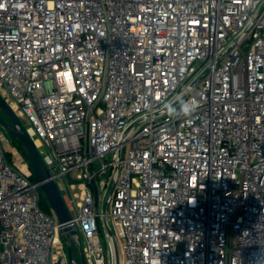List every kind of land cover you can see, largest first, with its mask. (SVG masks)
Returning a JSON list of instances; mask_svg holds the SVG:
<instances>
[{
    "label": "built area",
    "instance_id": "obj_1",
    "mask_svg": "<svg viewBox=\"0 0 264 264\" xmlns=\"http://www.w3.org/2000/svg\"><path fill=\"white\" fill-rule=\"evenodd\" d=\"M0 94L86 264L112 263L108 215L122 264H264V0H0ZM13 155L0 138V264H64Z\"/></svg>",
    "mask_w": 264,
    "mask_h": 264
},
{
    "label": "water",
    "instance_id": "obj_2",
    "mask_svg": "<svg viewBox=\"0 0 264 264\" xmlns=\"http://www.w3.org/2000/svg\"><path fill=\"white\" fill-rule=\"evenodd\" d=\"M0 108L7 115L8 120L4 119L0 115V124L6 129V131L16 140L20 151L26 159L27 164L31 169V173L35 176L39 187L46 200L52 209L57 222L58 232L62 235L67 246V259L69 264H85L81 247L78 245L80 253V261L73 259L71 254V243L73 242L72 236L77 234L76 225L71 221L64 197L51 177L49 169L46 167L37 147L26 132L25 126L20 118L17 116L12 107L0 94ZM113 190V186L109 190L102 211L106 212V206ZM107 234L109 236V246L111 251V264H119V255L117 252V244L110 228L106 227Z\"/></svg>",
    "mask_w": 264,
    "mask_h": 264
},
{
    "label": "rangeland",
    "instance_id": "obj_3",
    "mask_svg": "<svg viewBox=\"0 0 264 264\" xmlns=\"http://www.w3.org/2000/svg\"><path fill=\"white\" fill-rule=\"evenodd\" d=\"M13 109H17L16 107L12 106ZM19 111V110H18ZM0 113L2 115H5V117H7V115L4 113L3 110L0 109ZM17 115L18 117L20 118V120H24V117L22 115H20L19 112H17ZM0 138L2 139V143H3V149L4 151L8 152L9 154V160H12L13 158V153L14 150L16 149H19L18 147V144L16 142V140L6 131V129L0 124ZM19 152L22 153L19 149ZM125 155V153H124ZM22 159L26 161L25 157L23 156L22 154ZM111 185L109 186L107 192L105 194H103V192H100V198H101V201H100V208L102 210L103 206H104V203H105V200H106V197H107V194L109 192V189H110ZM61 195L64 197V198H68V199H71L72 198V193L71 191L69 190V188H65L64 190H61ZM41 198V197H40ZM47 200H45L44 198H42V205L45 206ZM48 203V202H47ZM40 204V203H39ZM49 205V204H48ZM110 211H111V205L110 203L108 202L107 203V206H106V212L110 214ZM53 214V211L52 213ZM108 225H109V228L110 230L113 232V235H114V238H115V241H116V244H117V252H118V255H119V264H122L121 263V253H120V249H119V235H117L115 233V229H114V226H113V223H112V219H111V216L108 215ZM101 228H102V231L105 230V227L102 223V220H101ZM105 232H103V236L105 235L104 234ZM105 238V236H104ZM59 239L60 240H54V245H53V254H57L55 255L56 257H59V261L64 264H68V260H67V246H66V243L62 240V238L59 236ZM78 240H79V243L82 244V238L80 237V235L78 236ZM105 241H106V238H105ZM75 251V252H74ZM73 254H74V257L77 256V248L76 246H73Z\"/></svg>",
    "mask_w": 264,
    "mask_h": 264
},
{
    "label": "clouds",
    "instance_id": "obj_4",
    "mask_svg": "<svg viewBox=\"0 0 264 264\" xmlns=\"http://www.w3.org/2000/svg\"><path fill=\"white\" fill-rule=\"evenodd\" d=\"M199 105L193 99L181 100L178 104L165 106L164 115L170 119L191 118L196 113Z\"/></svg>",
    "mask_w": 264,
    "mask_h": 264
},
{
    "label": "trees",
    "instance_id": "obj_5",
    "mask_svg": "<svg viewBox=\"0 0 264 264\" xmlns=\"http://www.w3.org/2000/svg\"><path fill=\"white\" fill-rule=\"evenodd\" d=\"M4 154H5V157L7 158V160L8 161H10L9 160V154H8V152H6V151H4ZM30 177L33 179V180H36V178H35V176L33 175V174H31L30 175ZM40 199H39V206H40V208L42 209V210H44L45 212H47V213H49V214H51L52 213V209L50 208V206L48 205V203L46 202V204H45V206L44 205H42V198H44L45 200H46V197L44 196V194L42 193V191H40ZM73 246H74V244L73 243H71V254H72V257H74V252H73Z\"/></svg>",
    "mask_w": 264,
    "mask_h": 264
},
{
    "label": "crops",
    "instance_id": "obj_6",
    "mask_svg": "<svg viewBox=\"0 0 264 264\" xmlns=\"http://www.w3.org/2000/svg\"><path fill=\"white\" fill-rule=\"evenodd\" d=\"M14 152H15V155L19 158L20 161H24V160L22 159V153L19 152V149H17V150L15 149ZM18 155H19V156H18ZM59 236L62 238V235H61L60 233H58V237H57L55 240H60V239H59ZM62 240L64 241L63 238H62ZM64 242H65V241H64ZM72 243L75 244V242H72ZM55 255H57V254H55Z\"/></svg>",
    "mask_w": 264,
    "mask_h": 264
},
{
    "label": "flooded vegetation",
    "instance_id": "obj_7",
    "mask_svg": "<svg viewBox=\"0 0 264 264\" xmlns=\"http://www.w3.org/2000/svg\"><path fill=\"white\" fill-rule=\"evenodd\" d=\"M1 109V108H0ZM2 110V109H1ZM0 115L4 118V119H6V120H8V118L7 117H5V115H2L1 113H0ZM80 244V243H79ZM74 246H76V248H77V256L76 257H73V259H76L77 261H80V253H79V248H78V244H74ZM67 255V254H66ZM83 255V254H82ZM83 258H84V256H83ZM68 260V259H67ZM84 261H85V258H84ZM69 264V263H68ZM85 264H86V261H85Z\"/></svg>",
    "mask_w": 264,
    "mask_h": 264
}]
</instances>
